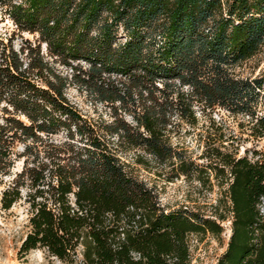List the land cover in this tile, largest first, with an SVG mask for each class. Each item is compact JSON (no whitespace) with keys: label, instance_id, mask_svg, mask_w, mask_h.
<instances>
[{"label":"trees","instance_id":"16d2710c","mask_svg":"<svg viewBox=\"0 0 264 264\" xmlns=\"http://www.w3.org/2000/svg\"><path fill=\"white\" fill-rule=\"evenodd\" d=\"M0 4L19 30L38 34L0 54V184L24 158L0 201L10 209L29 187L22 254L41 248L66 264H190V234H219L226 216L167 210L119 156L144 147L184 174L228 171L231 235L216 264H264V160L218 151L200 168L169 141L175 118H194L196 105L249 115L253 134L264 136V74L233 69L263 49L264 0ZM71 84L110 105L114 119L85 117L68 98Z\"/></svg>","mask_w":264,"mask_h":264},{"label":"rangeland","instance_id":"374dc122","mask_svg":"<svg viewBox=\"0 0 264 264\" xmlns=\"http://www.w3.org/2000/svg\"><path fill=\"white\" fill-rule=\"evenodd\" d=\"M37 38L38 34L19 30L6 13V8L0 4V54L10 46L20 50L28 42L36 43ZM43 50L46 51L45 44ZM57 66L68 72L66 67ZM233 69L242 77L264 74V46L261 52L236 64ZM67 95L85 117L93 121L110 122L114 119L110 105L96 101L76 85L68 87ZM194 111L195 117L192 119L175 118L169 138L172 146L183 152L187 160L193 161L194 166L203 167L210 161L206 156L218 151L264 160V136L253 134V122L249 115L233 113L221 107L204 108L202 105H196ZM126 117L132 120L130 115ZM23 148V144L19 143L17 150L21 152ZM119 156L133 174L157 190L160 202L167 210L187 208L217 221H220V214L226 216L221 222L223 227L219 234L208 230L205 233H191L189 237L192 253L190 264H216L231 235L233 214L228 194V171L218 174L214 169L207 172L195 170L184 174L169 161L161 162L144 147L121 148ZM23 164L24 158L18 159L11 173L3 176L0 200L4 189L13 182ZM28 193L27 185L21 187V197L10 209L2 208L0 201V264H66L41 248L32 249L25 255L20 252L29 230L31 211ZM261 209L264 211V204Z\"/></svg>","mask_w":264,"mask_h":264}]
</instances>
